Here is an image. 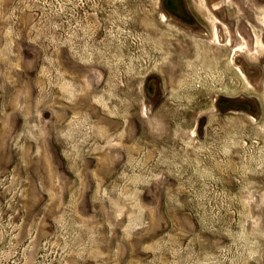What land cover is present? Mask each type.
<instances>
[{
  "label": "rangeland",
  "instance_id": "rangeland-1",
  "mask_svg": "<svg viewBox=\"0 0 264 264\" xmlns=\"http://www.w3.org/2000/svg\"><path fill=\"white\" fill-rule=\"evenodd\" d=\"M0 264H264V0H0Z\"/></svg>",
  "mask_w": 264,
  "mask_h": 264
},
{
  "label": "flooded vegetation",
  "instance_id": "flooded-vegetation-1",
  "mask_svg": "<svg viewBox=\"0 0 264 264\" xmlns=\"http://www.w3.org/2000/svg\"><path fill=\"white\" fill-rule=\"evenodd\" d=\"M178 47H181V48H182V46H178ZM182 49H183V48H182ZM181 67H182V63L180 62L179 59H176V69H175V71H176L177 73H179Z\"/></svg>",
  "mask_w": 264,
  "mask_h": 264
}]
</instances>
